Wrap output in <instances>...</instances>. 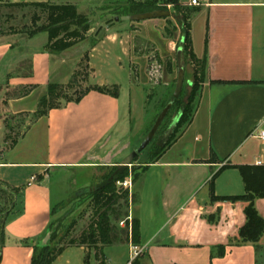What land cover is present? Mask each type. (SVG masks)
Returning <instances> with one entry per match:
<instances>
[{"label":"crops","instance_id":"obj_1","mask_svg":"<svg viewBox=\"0 0 264 264\" xmlns=\"http://www.w3.org/2000/svg\"><path fill=\"white\" fill-rule=\"evenodd\" d=\"M190 1L179 3L187 7ZM197 1L198 11L189 22L190 48L197 61L205 62V72L196 108L170 146L143 162L145 169L129 189L136 191L134 217L142 250L138 263L264 264V233L257 245L238 238L247 203L220 200L244 194L236 167L264 166V139L259 138L264 133V0ZM158 20L140 26L148 29ZM115 26L98 41L91 43L88 33L85 41L59 54L48 53L44 40L33 57L23 52L26 43L2 42L0 65L14 68L26 58L31 65L28 78L0 81L5 88L31 90L25 98L11 101L10 110L30 111L25 103L36 108L32 92L45 96L49 84H67L86 52L94 76L91 87L115 85L120 90L109 69H121L129 51ZM82 46L83 51H76ZM94 60L106 74L97 72ZM187 66L192 77L193 69ZM36 72L41 80L31 81ZM128 79L133 94L129 70ZM119 97V92L114 96L90 90L78 103L49 110L12 149L1 153L0 183L16 190L17 198L2 225L0 264H30L33 248L56 220L51 214L54 177L64 189L61 197H66L91 187L76 175L101 166L117 167L131 152L114 154L116 142L129 130V123L121 127ZM128 102L130 113V97ZM3 130L0 119V150ZM253 205L264 221V199H255ZM71 250L65 249L52 264H84L71 258Z\"/></svg>","mask_w":264,"mask_h":264},{"label":"rangeland","instance_id":"obj_2","mask_svg":"<svg viewBox=\"0 0 264 264\" xmlns=\"http://www.w3.org/2000/svg\"><path fill=\"white\" fill-rule=\"evenodd\" d=\"M129 0H0V44L5 40H14V43H26L25 47L22 46L23 52L33 57L40 44L44 40L47 42V35L44 33H36L32 35L33 29L42 25L45 22V15L39 8L30 6L13 7L12 4H29V3H51V4H64L72 3L77 8L80 14L88 17L90 20L91 30L89 32V39L92 42L98 41L95 33L98 28L104 27V23L108 19H112L114 14L123 13L124 3ZM189 7V6H187ZM170 13L169 18L159 19L160 23L157 26L145 29L140 25L143 22H118L115 29H119L122 38L125 39L124 46L129 51L128 59L121 60V69L117 67L109 69V75L113 82H117V86L103 87L106 91L118 94L122 107L121 127L129 126L125 132L122 133L120 140L115 145L114 154L119 157L120 154H126L128 150L134 151L144 137L150 130L154 120L159 112L169 102L172 104L171 109L162 121L158 128L152 142L148 147L140 153L132 166L127 168L130 176L125 178L130 183L137 181L141 170L143 169V162L150 159L157 151L169 143L172 139L177 122L179 121L180 114L183 112V107L188 106L189 111L186 114V122L174 134V139L186 128L188 121L193 116L194 110L197 105L198 92L192 96V82L193 78L188 72V57L182 58V66L184 69V83L182 86L179 97L173 101L172 95L175 88L177 67H176V51L180 41V36L184 31L180 27L181 17L177 13L172 12L169 6L167 10ZM38 17V21L35 20ZM145 23V22H144ZM110 31V30H108ZM105 35V34H104ZM104 35L102 37H104ZM35 36V37H34ZM124 36V37H123ZM85 46L77 49L76 51H83ZM116 49H113L112 55H115ZM39 61V56H36ZM114 61L111 63L113 64ZM97 72L104 75L107 71L102 64L96 60L93 61ZM5 64L0 65V81H12L14 78H24L29 73V60L26 58L20 62L16 67L12 68ZM128 70L131 82L134 89V95L130 90ZM36 72L35 77H31V81H40L39 75ZM91 77L93 72L88 66V54L83 55V58L77 64L74 74L66 86L70 83V88L67 91L68 98L74 99L75 96L86 89L91 87ZM31 93L29 88H22L20 90H13L10 87L0 86V119L3 123V144L0 150L2 152L12 149L18 141H20L30 127L40 118L36 115L37 107L34 108L31 103L25 105L30 111L22 113H13L10 110V102L25 98ZM32 96L35 97L37 105L44 97L38 91H33ZM131 98V112L128 113L127 104ZM29 105V106H27ZM9 111V112H6ZM130 152V153H131ZM129 153V154H130ZM128 154V155H129ZM122 161V160H121ZM120 161V162H121ZM113 169L117 167L101 166L94 168L91 172L78 174L75 177L86 179L91 183V187L99 186L103 183L104 177L107 176ZM53 188V210L55 214L52 216L56 219L55 223L59 221L56 230V238L49 244L50 248L58 249L63 247L64 250L72 248V259H80L86 264H121L126 263L130 259L129 244L118 243L114 246L100 248L83 247V251L79 252L75 248L68 247V242L74 240L76 243L79 241L82 233L87 229L88 225L94 218L92 201L86 200L80 206L75 207V202H67L72 197V192L68 193L66 197H61L64 193L63 188H59L57 178L52 180ZM116 189H120L116 186ZM129 191V190H128ZM65 204L63 208L60 206ZM136 204V191L129 192L127 204L120 200L114 210L117 214H111V224L118 230L130 231L134 217V207ZM11 206L10 201L0 195V211L9 210ZM73 223V224H72ZM70 225H72L71 228ZM69 228V231H68ZM68 231L67 235L63 237ZM63 238V239H62ZM124 239V235H120ZM62 241L58 244V242ZM99 249H102L100 251ZM79 261V260H78Z\"/></svg>","mask_w":264,"mask_h":264},{"label":"trees","instance_id":"obj_3","mask_svg":"<svg viewBox=\"0 0 264 264\" xmlns=\"http://www.w3.org/2000/svg\"><path fill=\"white\" fill-rule=\"evenodd\" d=\"M11 6H30L39 8L41 10V12L45 15V22L42 25L34 28L32 35H35L36 33L46 34L47 42L45 45V50L51 54H59L65 52L80 44L87 39V35L91 30L90 20L88 19V17L80 14L74 5L69 3H15ZM122 6L124 7L123 13H116L113 15V17L141 14L156 10L166 11L167 7L169 6L172 8L173 13H177L178 16L181 17L180 27L184 30L180 38V41H182V58L188 57L189 64L193 69L192 96H194L203 84V76L205 72V62H199L194 58L191 53L189 39V22L193 15L198 11V8L183 7L179 3V0H147L144 2H135L133 0H129ZM35 20L38 21V17H35ZM30 75L31 65L29 64V73L25 76V78H28ZM69 88L70 83L66 86L49 84L46 89V95L39 101L37 105L36 115L38 117L45 116L49 110L59 108L63 103H78L90 90L117 96V94L110 93L105 89L90 87L89 89H86L83 92L77 94L74 99H71L68 98L66 94ZM175 102L176 101L172 102V104H175ZM188 111L189 108L187 105H185L183 107V112L180 114V118L177 122L174 134L186 122V114L188 113ZM190 120L188 121V123L190 122ZM174 134L169 143L165 144L162 149L157 151L155 155H152L149 161L154 160L168 146H170V144L175 140ZM144 169L145 167H143L142 170ZM236 169L238 170L244 185V194L235 197H224L220 198V200L230 202L242 201L247 203V206L244 209L245 224L240 228L238 238L241 243H251L253 245H257L259 239L264 233V221L261 217L258 216L253 203L255 199H264V166H238L236 167ZM115 170L116 169H113L112 172L104 177L103 183L99 185L101 186L100 190L73 201L75 202L74 207H78L86 200H91L94 218L88 225L87 229L80 236L79 241L76 243L74 240H70L68 242V247L76 246L79 248H83L85 246H91L96 248L97 246H99L100 248H104L114 246L118 243L122 244L123 242L138 246L139 224L136 219L132 221L130 231H126L123 229L121 231H118L110 221L111 214H117L114 210V207L117 206L120 200H123L127 204L129 196L128 190L116 189L117 182H122L125 178L130 176V173L127 172V168H124L117 173V181H112L109 183L107 182L115 172ZM215 176L216 174L212 177L211 181L214 180ZM0 195H2L6 199V201L11 202L9 210H5L4 212L0 211L1 250L2 225L4 223L5 217L10 213L16 202L17 191L0 183ZM212 198L215 199L214 197ZM64 206L65 204H62L60 207L63 208ZM51 214L54 215L55 211H51ZM55 221L50 225L49 230L51 229ZM59 221L61 220H58V222ZM71 227L72 225H70L69 228ZM68 231H66L63 237L68 234ZM120 235H124V239H121ZM55 238L56 232L52 235L51 239L44 247L39 248L36 245L33 248L30 264H52L56 260V258L64 251V248L60 247L58 249H52L49 247V244L53 242ZM62 239L58 242V244L62 241ZM99 250L102 251V249ZM86 258L87 256L85 257V264L87 261ZM131 264H139L138 259L134 260Z\"/></svg>","mask_w":264,"mask_h":264},{"label":"water","instance_id":"obj_4","mask_svg":"<svg viewBox=\"0 0 264 264\" xmlns=\"http://www.w3.org/2000/svg\"><path fill=\"white\" fill-rule=\"evenodd\" d=\"M170 13L168 11L164 10H156V11H151L147 13H141V14H134V15H124V16H116L113 17L112 19L107 20L104 23V27H100L97 29L95 36L97 38H101L102 35L110 30L116 23L118 22H143V21H148V20H154V19H162V18H169ZM182 41L179 42V46L176 51V67H177V76H176V82H175V88L174 92L172 95L173 100H176L182 90V86L184 83V69L182 66ZM172 102H169L168 104L165 105V107L159 112L157 115L156 119L154 120L150 130L144 137L143 141L140 143L138 148H136L134 151H132L127 157H125L121 163L117 166V169L115 172L112 174V176L108 179V183L112 181H117L118 176L117 173L124 169V168H129L132 166L134 160L137 158V156L142 153L148 145L152 142L158 128L160 127L162 121L166 117L167 113L171 109ZM101 189V186H95V187H89L85 188L82 190H79L75 192L72 197H70V200L67 202L69 204L72 201L78 200L82 198L83 196L90 195L98 190ZM75 208V207H74ZM59 222H56L53 224L51 229L46 233L45 237L37 244L39 248L44 247L49 240L51 239L52 235L56 232Z\"/></svg>","mask_w":264,"mask_h":264},{"label":"built area","instance_id":"obj_5","mask_svg":"<svg viewBox=\"0 0 264 264\" xmlns=\"http://www.w3.org/2000/svg\"><path fill=\"white\" fill-rule=\"evenodd\" d=\"M189 6H193V7L199 6V2L197 0H191L189 3ZM259 138L264 139V133L261 132L259 134ZM33 180H34V178H31V181H33ZM116 186L120 189H123V190H129L131 183L127 179L126 180L124 179L122 182H117ZM129 251H130L129 252L130 253V259H129L128 264H131L134 260L139 259L140 255L142 253V250L138 246L130 244Z\"/></svg>","mask_w":264,"mask_h":264}]
</instances>
